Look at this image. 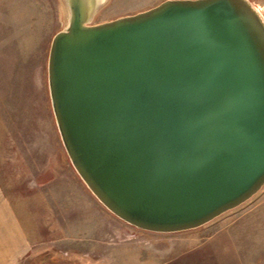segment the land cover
<instances>
[{
  "label": "water",
  "instance_id": "obj_1",
  "mask_svg": "<svg viewBox=\"0 0 264 264\" xmlns=\"http://www.w3.org/2000/svg\"><path fill=\"white\" fill-rule=\"evenodd\" d=\"M48 96L91 195L140 231L199 229L264 186V15L249 0H165L92 25L61 0Z\"/></svg>",
  "mask_w": 264,
  "mask_h": 264
},
{
  "label": "rangeland",
  "instance_id": "obj_2",
  "mask_svg": "<svg viewBox=\"0 0 264 264\" xmlns=\"http://www.w3.org/2000/svg\"><path fill=\"white\" fill-rule=\"evenodd\" d=\"M163 1L107 0L91 24ZM249 1L264 15V0ZM65 25L61 0H0L2 264H29L39 248L72 255L76 264H264V186L211 223L176 234L137 230L91 195L68 161L48 96L50 42ZM80 217L98 228L73 230Z\"/></svg>",
  "mask_w": 264,
  "mask_h": 264
},
{
  "label": "trees",
  "instance_id": "obj_3",
  "mask_svg": "<svg viewBox=\"0 0 264 264\" xmlns=\"http://www.w3.org/2000/svg\"><path fill=\"white\" fill-rule=\"evenodd\" d=\"M47 260L64 263L63 257L59 255L55 250L39 248V253L32 258L29 264H43L44 261L46 262Z\"/></svg>",
  "mask_w": 264,
  "mask_h": 264
},
{
  "label": "crops",
  "instance_id": "obj_4",
  "mask_svg": "<svg viewBox=\"0 0 264 264\" xmlns=\"http://www.w3.org/2000/svg\"><path fill=\"white\" fill-rule=\"evenodd\" d=\"M68 211V210H67ZM69 211H70V209H69ZM66 212V211H65ZM71 212V211H70ZM62 216H67V217H69L68 215H65L64 214V212H62V214H60V218L62 217ZM62 220H64L65 219V217H62L61 218ZM60 222V221H59ZM76 222V223H75ZM74 223H72V224H74L75 226H74V228H73V230L74 229H76V227H78V225H84L85 226V229H88V231H89V233H91V230H95V229H97L98 228V226H97V224H95V223H92V222H87V220L85 219V218H82V217H80L78 220H76ZM101 228V230H102V227H100ZM72 233H74L73 231H72ZM76 249H81V247L79 246H77L74 250L75 251H72V252H78V250H76ZM59 255H61L62 257H63V261H64V263H66V261H68V259H69V261L70 262H68L69 264H76L75 262H73L72 260H71V258H72V255L71 256H69V257H65L64 255L65 254H61V253H59L58 251H56ZM1 257V256H0ZM5 258V257H4ZM0 264H2V257L0 258Z\"/></svg>",
  "mask_w": 264,
  "mask_h": 264
}]
</instances>
